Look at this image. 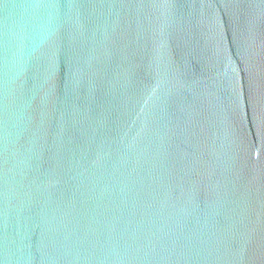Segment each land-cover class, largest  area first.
<instances>
[{"label": "water", "instance_id": "1", "mask_svg": "<svg viewBox=\"0 0 264 264\" xmlns=\"http://www.w3.org/2000/svg\"><path fill=\"white\" fill-rule=\"evenodd\" d=\"M0 264H264V0H0Z\"/></svg>", "mask_w": 264, "mask_h": 264}]
</instances>
